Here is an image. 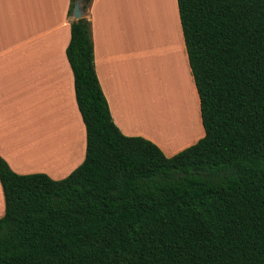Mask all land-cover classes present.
<instances>
[{
  "label": "trees",
  "instance_id": "16d2710c",
  "mask_svg": "<svg viewBox=\"0 0 264 264\" xmlns=\"http://www.w3.org/2000/svg\"><path fill=\"white\" fill-rule=\"evenodd\" d=\"M93 1L67 48L86 159L54 180L0 156V264H264V0H178L205 136L171 158L113 120Z\"/></svg>",
  "mask_w": 264,
  "mask_h": 264
},
{
  "label": "crops",
  "instance_id": "0c3cea01",
  "mask_svg": "<svg viewBox=\"0 0 264 264\" xmlns=\"http://www.w3.org/2000/svg\"><path fill=\"white\" fill-rule=\"evenodd\" d=\"M70 6L71 0H0V156L20 175L47 174L63 180L86 158L87 130L67 57L75 20ZM86 17L92 23L97 75L121 132L152 141L168 158L204 138L205 134L189 137L192 97L187 103L182 92L169 94L172 87L161 99L122 89L123 77L139 53L146 59L150 80L158 65L149 57L153 52L161 54L160 61H172L158 65L164 77L181 71L172 49L192 73L178 0H94ZM186 83L198 93L194 77ZM156 102L162 111L149 112ZM198 116L203 131L200 107ZM4 203L0 182V219Z\"/></svg>",
  "mask_w": 264,
  "mask_h": 264
},
{
  "label": "rangeland",
  "instance_id": "374dc122",
  "mask_svg": "<svg viewBox=\"0 0 264 264\" xmlns=\"http://www.w3.org/2000/svg\"><path fill=\"white\" fill-rule=\"evenodd\" d=\"M146 5L147 4L146 2ZM88 15V13L86 14V16ZM146 20H148V15L146 17ZM149 20H151V16L149 17ZM149 20H148V24H149ZM153 39L157 38L158 36L153 35ZM139 37V36H138ZM181 37V34L179 33V38ZM187 50V49H186ZM174 50L172 49V52ZM170 52L173 56H175V58L177 59V66L181 69V71H179L175 76H169L168 74L165 75V77L162 75V72H160V68L158 65H160V63H162V66H167V65H171L172 61H166L163 59L162 57V61L159 60V57H161V54L158 55L157 53H149V57H151V60L154 59L155 61L158 62L157 64H154V71H153V76L150 80V76H149V71L147 70V73L145 75V64H146V59L144 58V60L141 59V54L139 53V57L135 60L136 62H131V66L129 68V74L126 77H123L122 80V89L127 92V94H142L141 96H143L144 94L146 96H151L153 94V97L155 98L156 95V99H161L164 96V92L165 90H169V94L170 91L176 93V95H178V92L183 94V98L187 101L190 95L193 96V98L195 99V108H192V104L189 106L194 110L193 111V115L194 117L192 118L191 121V125H193V130L191 132V136H189L190 138L195 137L198 138L201 135H204V129L202 131V127H201V121L199 119L198 116V108L200 107L199 104V96L198 93H195V89L193 87L192 84H188L185 82L186 81H191L193 79V74L189 72V70L186 67V61L184 58H182L181 55H179V53H172ZM169 53V54H170ZM146 56V55H145ZM175 67V66H174ZM165 73V72H163ZM162 76V77H161ZM164 77V78H163ZM172 77H174L173 79H171ZM183 78L181 80V78ZM164 79V80H163ZM186 79V81H185ZM184 80V82H183ZM169 81V82H168ZM164 82L163 84H160V86L158 85L159 83ZM153 87H152V86ZM158 85V86H157ZM182 85V86H181ZM157 86V93L154 92L153 88L155 89ZM180 87V88H179ZM163 88V89H162ZM165 88V89H164ZM180 91H178L177 89ZM197 90V89H196ZM154 92V93H153ZM197 92V91H196ZM180 94V95H181ZM174 95V94H172ZM182 96V95H181ZM188 103V101H187ZM160 103H157L154 105V107L152 106L151 109L149 110V112H161L162 110L157 108V106H161L158 105ZM201 110V108H200ZM158 127H162L161 125H157ZM86 158H84L85 161ZM84 161L82 162V164L84 163ZM32 167V166H30ZM5 204V203H4ZM6 206V205H5ZM6 213V208H5V212Z\"/></svg>",
  "mask_w": 264,
  "mask_h": 264
},
{
  "label": "water",
  "instance_id": "95a60500",
  "mask_svg": "<svg viewBox=\"0 0 264 264\" xmlns=\"http://www.w3.org/2000/svg\"><path fill=\"white\" fill-rule=\"evenodd\" d=\"M84 17L83 2L82 0L78 1L74 10V19L80 20Z\"/></svg>",
  "mask_w": 264,
  "mask_h": 264
},
{
  "label": "bare ground",
  "instance_id": "6f19581e",
  "mask_svg": "<svg viewBox=\"0 0 264 264\" xmlns=\"http://www.w3.org/2000/svg\"><path fill=\"white\" fill-rule=\"evenodd\" d=\"M183 82H184V80H183ZM164 89H165V88H164ZM163 94L165 95V93H163ZM190 97H192V99H193V102H192V104H194V103H195V99L193 98V96H192V95H190V96H189V98H190ZM187 101H188V103H190V99H188Z\"/></svg>",
  "mask_w": 264,
  "mask_h": 264
}]
</instances>
